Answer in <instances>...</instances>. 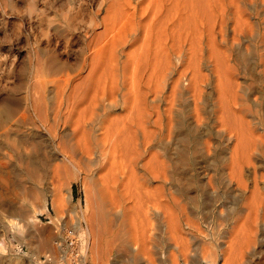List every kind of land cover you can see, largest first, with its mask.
Segmentation results:
<instances>
[{
    "label": "bare ground",
    "instance_id": "1",
    "mask_svg": "<svg viewBox=\"0 0 264 264\" xmlns=\"http://www.w3.org/2000/svg\"><path fill=\"white\" fill-rule=\"evenodd\" d=\"M100 13L78 50L58 54L48 34L26 96L4 99L0 254L11 235L29 264L43 263L30 246L65 264L60 222L81 182L75 264L117 245L110 264H264V0H108Z\"/></svg>",
    "mask_w": 264,
    "mask_h": 264
},
{
    "label": "rangeland",
    "instance_id": "2",
    "mask_svg": "<svg viewBox=\"0 0 264 264\" xmlns=\"http://www.w3.org/2000/svg\"><path fill=\"white\" fill-rule=\"evenodd\" d=\"M107 1L108 0H8L6 1V3L5 1H0L2 3H0V110L4 106H8L4 101L7 95H11V99L14 97L13 100L16 99L18 101L20 99L23 100V98L28 93L33 71L35 49L38 46H42L43 48L46 46L45 49L48 50L53 49V47L47 46V35L49 34L50 36H53V44L54 46H56L58 54L59 52L62 53L64 51L63 48L68 42H73V50H78L81 46L84 45L83 36L85 32L90 31L92 26L100 22V19L102 17V14L100 13V5L106 3ZM30 14L31 16L35 17L33 18V20L29 19ZM68 18L73 25L70 26V24H67L64 21V19ZM33 22L35 23V25L33 24ZM19 115L12 117L10 121L11 125H15L19 121L21 122V124H23L22 122L27 124L26 121L20 118L21 115ZM222 149L223 147L221 148V150ZM48 172L50 175L48 174L47 182L41 184V188H44L45 184L49 182L51 183V179L54 178L53 174H51L52 170L49 169ZM63 180L64 179L60 181V184L62 182L61 189H63L62 187L66 185H63ZM58 182L59 181H55V183ZM217 182L219 183V185H222L220 184V179H218L216 180V182H213V189L214 191H221L219 190L220 188H218L219 185ZM26 183H29L28 185H30L32 182L27 181ZM72 192L71 203L73 206L69 202V204H66L67 202L65 203L66 208L63 218L64 220L60 222L64 223L63 230L61 232V237L64 241V250L58 249V251L60 253V256H66L65 264H75V261H70V258L74 256V258L76 257L77 259L79 255V252L75 250V248H72L70 244V238L73 237V235L68 234V232L72 231L71 222L73 221H70V211L74 206H76V203H80L81 205L77 208V211L78 215L82 217V209L80 207L86 206V195L81 182H76L72 185ZM190 194V196L193 197V199L196 198L195 201H197L198 196L197 192L194 191V189L190 190ZM207 195L204 198L205 201H209V198H211L210 195L212 194L210 193V195ZM228 199L231 200L230 197ZM226 202L227 201H224V203ZM199 212L202 213V211ZM219 212L220 213H217V215H215L214 221L209 223V225L213 224L214 226L210 225L211 227L209 226V228H211V230L214 228V233L222 236L225 232L224 230L230 229L227 227V223L224 218V215L226 213L225 206L221 207ZM51 213L54 217H56V214L52 208ZM202 215L203 214H201L200 216ZM109 217L111 216H108L105 219L107 220L105 222H111L112 217L110 219ZM42 219L44 227L46 224V233H50L49 231L51 230L53 231L54 226L48 224L49 220L46 218V216L42 217ZM64 229H66L67 232ZM2 233L3 229L0 228V236L2 235ZM52 233L54 234V231ZM52 233L46 235L49 237L50 235H53ZM206 233L208 234L207 231H205V234ZM113 237L117 238L116 240L119 239V236L117 235ZM12 238L13 237L11 235L6 236V241H8L6 246L8 249L4 255L0 254V264H29V260L26 257L30 251H28V248L25 245L23 246L24 251L19 255H17L15 252L10 251L11 244L9 241L13 240ZM156 240H158L156 242L157 244L161 243L159 239ZM13 243H16L15 240L13 241ZM151 245L155 246V242L154 245ZM118 247L119 246L117 245L112 249V251H108L106 260L104 262H101V264H110L109 260L116 259L118 256H121V252H119L120 248ZM33 248L34 249H32L30 246L31 251L33 250V252L35 253L38 250V253L41 254L43 261L42 264H51L50 261L44 263L46 261L44 252L42 253V251L36 249V247ZM154 249L155 248H150L149 250L154 251ZM38 253L36 252V254ZM90 264L93 263L91 262Z\"/></svg>",
    "mask_w": 264,
    "mask_h": 264
}]
</instances>
